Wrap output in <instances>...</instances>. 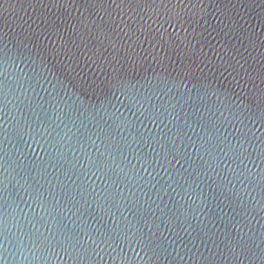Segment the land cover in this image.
I'll return each instance as SVG.
<instances>
[{
  "label": "water",
  "instance_id": "95a60500",
  "mask_svg": "<svg viewBox=\"0 0 264 264\" xmlns=\"http://www.w3.org/2000/svg\"><path fill=\"white\" fill-rule=\"evenodd\" d=\"M0 264H264V0H0Z\"/></svg>",
  "mask_w": 264,
  "mask_h": 264
}]
</instances>
